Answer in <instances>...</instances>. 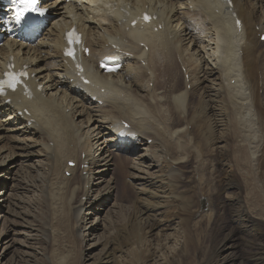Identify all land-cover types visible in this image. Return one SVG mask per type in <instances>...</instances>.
I'll list each match as a JSON object with an SVG mask.
<instances>
[{
  "label": "bare ground",
  "instance_id": "6f19581e",
  "mask_svg": "<svg viewBox=\"0 0 264 264\" xmlns=\"http://www.w3.org/2000/svg\"><path fill=\"white\" fill-rule=\"evenodd\" d=\"M40 7L49 9V21L30 41L3 33L0 19V79L7 64L28 73L24 95L0 93V141L7 135L22 151L0 147V180L16 165L5 166L6 161L16 156L35 171L59 177L60 186L49 182L42 195L46 241L55 243L56 226L66 215L82 244L102 226L81 260L90 256L105 241V222L97 217L82 232L84 216L92 215L82 211L88 205L103 211L118 183L139 187L148 233L168 229L172 219L151 218L160 216L157 211L180 186L188 150L196 152L198 142H207V118L211 130L227 132L220 145L231 139L239 159L247 152L254 167L264 161V0H231L230 5L219 0H40ZM145 13L151 14L148 24L141 22ZM70 29L82 35L76 56L82 73L64 53ZM105 60H116L120 69L105 72ZM77 117L83 120L75 124ZM114 170L118 183L114 175L105 180ZM222 170L232 175L225 164ZM4 223L0 264L12 245L33 251L26 259L34 262V244L41 238L36 227L42 224L18 221L22 240L15 243ZM111 244H103L93 264L119 263ZM48 264L55 263L49 259Z\"/></svg>",
  "mask_w": 264,
  "mask_h": 264
},
{
  "label": "rangeland",
  "instance_id": "374dc122",
  "mask_svg": "<svg viewBox=\"0 0 264 264\" xmlns=\"http://www.w3.org/2000/svg\"><path fill=\"white\" fill-rule=\"evenodd\" d=\"M259 1L263 0H257ZM258 18L259 13L254 22H257ZM180 81L178 79V87L182 88L183 84ZM80 119L82 118L77 117L75 124H78ZM211 123L210 118H207L209 126L207 142H198L199 147L196 148V152L193 151L196 154L188 150V162L184 165L186 171L181 174L182 178L179 177L180 186L171 192L166 206L159 208L157 213L160 216L151 218L160 221L172 219L170 227L164 232L156 230L148 233L147 224L144 223L145 217L140 215L139 187L129 184L123 187V184L118 183L121 177L116 170L105 179L109 180V177L114 175L118 184L104 210L94 212L91 211L90 205L84 207L82 213L89 212L92 215L84 216L86 220L81 225V231L84 232L85 224H89L95 218L103 220L104 243H112L113 254L118 257L119 262L116 264H264V161L254 167L249 162L247 152L244 159H239L237 157L239 151L231 139L220 145V141H223L221 137L225 138L227 132L220 134L219 129L211 130ZM10 136L12 135H8ZM18 146L20 147L7 138V135L0 141V147L13 154L22 152L15 150ZM217 146H220V149H217ZM8 152L4 151L2 157ZM104 154L102 153V156ZM14 162L16 165L5 174L6 178L0 180L2 196L0 240H4V235L1 236L4 231V219L8 223L6 227H9V241L20 243L22 240V235L18 234L21 230L15 225L22 220H27L29 224L35 226L40 222L42 225L37 224L36 229L39 230L42 239L39 237V240L34 242V262L26 259V254L34 255L33 251L20 250L18 245H12L1 263L13 264L16 260L19 264H48V260L53 259L55 264L59 261L62 264H93L99 257L104 243L92 248L91 255H86L84 260H81L82 253L83 255L88 253L84 250L101 235L102 226L97 233H90L86 243L82 244L75 235L76 229L74 231L71 229L73 226L66 215L62 223L56 226L58 235L55 243L46 241L47 233L43 225L48 221V211L43 207L45 203L42 195L46 197L45 187L49 182H55L54 185L59 187L60 179L54 178L52 172L46 169L35 171L30 164L24 165L22 159L17 156L9 158L5 166H10ZM224 164L231 170L232 175L226 176L223 172ZM128 165L129 168L130 164ZM42 183L44 187L41 191ZM233 184H237L239 190L238 187L236 190H228L229 185ZM231 196L235 197L232 201L229 200ZM88 202L86 198L83 204L87 205ZM12 211L13 217L10 215ZM14 213L18 215L15 216ZM90 218L91 220H88ZM90 226L89 224L87 229ZM42 234L46 235L43 237ZM2 249L1 247L0 254ZM218 251L222 256H217Z\"/></svg>",
  "mask_w": 264,
  "mask_h": 264
},
{
  "label": "snow or ice",
  "instance_id": "6c2138e0",
  "mask_svg": "<svg viewBox=\"0 0 264 264\" xmlns=\"http://www.w3.org/2000/svg\"><path fill=\"white\" fill-rule=\"evenodd\" d=\"M228 4H231V0H227ZM13 4L15 5L14 10V19L16 23H21L25 20L26 14L29 12H39L40 10L36 8V0H13ZM42 14V13H41ZM148 17L145 16V20H147ZM239 23V21H237ZM67 35V42L69 47L65 50V55L69 57H75V50L72 47L73 44H78L79 37L76 36L74 32H69ZM109 71H114L115 69H108ZM4 79H0V93H2L7 87L8 89H11L15 91L17 84L20 83V77L26 76V72H19V73H13V72H6Z\"/></svg>",
  "mask_w": 264,
  "mask_h": 264
}]
</instances>
